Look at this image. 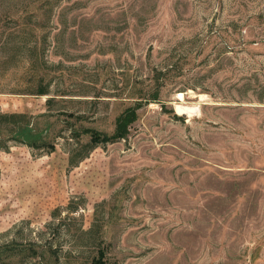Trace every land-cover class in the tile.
I'll use <instances>...</instances> for the list:
<instances>
[{
	"label": "rangeland",
	"instance_id": "rangeland-1",
	"mask_svg": "<svg viewBox=\"0 0 264 264\" xmlns=\"http://www.w3.org/2000/svg\"><path fill=\"white\" fill-rule=\"evenodd\" d=\"M0 111V264H264V0H0Z\"/></svg>",
	"mask_w": 264,
	"mask_h": 264
},
{
	"label": "trees",
	"instance_id": "trees-1",
	"mask_svg": "<svg viewBox=\"0 0 264 264\" xmlns=\"http://www.w3.org/2000/svg\"><path fill=\"white\" fill-rule=\"evenodd\" d=\"M47 93V91H44ZM52 100L51 98L48 101ZM126 113L120 115L117 119V131L113 135H107L101 133L96 130H91L90 139L87 143L81 145L80 148H89V150L93 149L95 146L101 143L112 142L117 138H124L126 136ZM31 122L29 120L28 115L25 113H9V112H1L0 111V131L1 130H10L13 131L14 134L11 137L5 138V136L0 135V149L7 150L9 149L10 141L25 143L31 147H41V146H49V151H53L55 149V145L49 142L39 143L36 140H29L28 135H30L31 131ZM11 125V126H10ZM87 156V151L82 153L77 159L74 154L70 157V162L74 164L77 160H81ZM93 264H105L104 260V251H100V257L94 258Z\"/></svg>",
	"mask_w": 264,
	"mask_h": 264
},
{
	"label": "bare ground",
	"instance_id": "bare-ground-1",
	"mask_svg": "<svg viewBox=\"0 0 264 264\" xmlns=\"http://www.w3.org/2000/svg\"><path fill=\"white\" fill-rule=\"evenodd\" d=\"M180 96H183L182 92L180 93ZM176 108L179 113H186L188 115H192V113L197 109V107L195 106L184 105V104H176Z\"/></svg>",
	"mask_w": 264,
	"mask_h": 264
}]
</instances>
